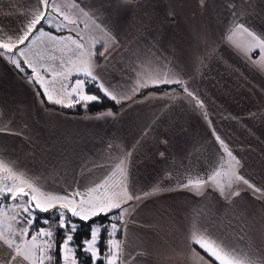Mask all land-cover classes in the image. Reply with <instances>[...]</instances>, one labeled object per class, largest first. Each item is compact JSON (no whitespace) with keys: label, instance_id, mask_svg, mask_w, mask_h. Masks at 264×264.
Here are the masks:
<instances>
[{"label":"crops","instance_id":"0c3cea01","mask_svg":"<svg viewBox=\"0 0 264 264\" xmlns=\"http://www.w3.org/2000/svg\"><path fill=\"white\" fill-rule=\"evenodd\" d=\"M78 2L100 16L120 41L107 60L98 55L99 61L94 59L106 86L128 97L121 99L125 105L112 116L101 115L109 110L74 114L47 101L42 88L29 83L31 69L24 66L30 71V77L25 76L0 57V128L8 130L0 132V158L13 162L42 190L63 194L83 191L103 178L107 167L116 162L109 159L112 154L131 152L130 187L143 192L159 185L166 191L145 199L126 218L127 227L119 239L125 243L129 264H200L188 247L194 224L264 264L261 194L236 185L240 196L227 202L211 188L203 196L178 189L185 175L206 178L221 164L224 170L234 166L250 183L264 189V61L254 66L227 39L234 22L264 33V0ZM33 8L34 0H0V33L18 34ZM44 30L75 37L47 26ZM234 39L248 38L238 34ZM69 47H74L70 41L55 43L47 38L25 47L27 59L65 103V86L70 88V81L78 78L75 68L81 63ZM251 55L256 58L257 52ZM70 60L76 61L75 67ZM68 69H73L71 74ZM165 71L170 78L185 81L204 108L183 88L185 94L151 92L137 97L142 91L179 86L151 83ZM59 72L68 74V79L54 75ZM138 79L148 81V86L133 91ZM216 136L228 145L238 165L231 158L221 161L226 154ZM193 247L205 260L211 259ZM10 254L0 244V262Z\"/></svg>","mask_w":264,"mask_h":264},{"label":"snow or ice","instance_id":"6c2138e0","mask_svg":"<svg viewBox=\"0 0 264 264\" xmlns=\"http://www.w3.org/2000/svg\"><path fill=\"white\" fill-rule=\"evenodd\" d=\"M230 7L232 6L230 5ZM81 24L84 25L83 28H81ZM45 26L55 32L75 33V37L73 35H54L52 32H46ZM89 32H98L100 35L85 34ZM33 33H37V35L34 36ZM238 34H242L248 39L243 42L237 41L234 37ZM43 38L55 43L70 41L74 47H69L68 51L74 53L77 60L81 61L80 67L75 68L78 78L70 81V88L65 86L68 96L67 103L64 99H54L47 86L45 75L34 67L26 57L25 47L27 44L35 45L37 40ZM227 39L240 49L254 66L259 61H264V33L258 34L243 23L234 22ZM22 45L25 47H21ZM97 45H100L99 52L96 51ZM119 47V39L100 16L92 10H85L78 0H34V8L18 34L5 37L3 33H0V57L6 58L21 71L24 70L22 64L31 69L33 75L29 83L38 84L47 101L64 107H73L78 103L87 107L88 102H100L101 97L85 91L89 83L97 87L104 97L117 104L121 102V99L128 98L110 90L111 86H106L105 81L96 71L99 66L95 63L94 58L98 55L107 60L112 51ZM252 52H257L256 58L252 57ZM69 62L75 67L76 61L70 60ZM60 63L63 67L64 61L61 60ZM72 71L73 69H68V74H71ZM133 71H136L138 77L140 76L136 68ZM44 72H48V69H44ZM68 74L59 72L54 75L64 76L65 79H68ZM151 83L153 85H179L189 97L197 102L199 107L204 108L203 102L188 89L185 81L175 76L170 78L166 71L163 76L153 79ZM146 86H148V81L141 82L138 79L133 91ZM101 115L112 116L113 113L109 111ZM205 115L207 114L205 113ZM3 131L8 130L0 128V132ZM215 138L226 154L221 157V161L226 162L227 158H231L238 165L239 161H236L228 145L219 136ZM108 147L111 149L113 145ZM160 155L163 156V153ZM131 156V152L122 153L119 156L112 154L109 159H114L116 162L107 167L103 178L98 181L94 180L83 191L74 189L63 194L42 190L34 179L17 168L13 162L0 158V206H3L0 210V244L6 245L11 250L8 258L0 264H22V262L45 264V261H53L56 242L54 230L51 227L37 229L30 239H26L35 223L37 211L48 213L52 209H56L52 214L53 221L58 224L59 228L65 230L64 240L60 245L62 264H77L75 252L78 248L86 254H90L93 264H96L97 261H102V264H129L125 243L117 238V233L124 234L127 227L126 218L140 203L151 196L166 191L159 185L143 192L138 191L135 187H130ZM98 166L105 167V165ZM183 180L184 183L178 185V189L187 190L195 196H203L205 190L211 188L218 192L225 201L231 202L233 198L239 197L241 194V188L236 185H244L253 193H259L261 198H264V189L250 183L242 174L235 171L234 166L224 170L223 164H221L206 178L199 175L193 177L185 175ZM6 201L15 203L7 204ZM10 209H22V213L15 212L9 216ZM100 216L107 217L108 222H93L89 225V238L80 241L79 245L75 244L74 235L78 232L80 225L75 223L72 218L87 223ZM56 217L59 219L56 220ZM5 218L7 223H5ZM43 223L48 225L50 221L44 219ZM102 232L104 233L103 238ZM17 237H20L19 241ZM188 240V247L191 249L192 255L199 259L200 264H257L253 257L243 249L230 246L224 239L215 236L208 228L196 227L194 224L189 230ZM101 246L105 248L103 253L100 250ZM193 246H198L211 259L205 260Z\"/></svg>","mask_w":264,"mask_h":264},{"label":"trees","instance_id":"16d2710c","mask_svg":"<svg viewBox=\"0 0 264 264\" xmlns=\"http://www.w3.org/2000/svg\"><path fill=\"white\" fill-rule=\"evenodd\" d=\"M96 60L99 61V58L96 57ZM23 67V66H22ZM25 72H27L24 69ZM23 74V73H22ZM85 91L89 94H95L99 97H101L100 102H91L87 104V107H84L82 104L76 105V108L73 112L74 114H96L103 111H111V112H117L125 103H115L107 99L103 96V94L91 83H89L85 89ZM168 91H176L181 94H185L181 87L179 86H164L159 88H154L148 91H142L138 94L137 97H142L148 93H165ZM39 93V92H38ZM40 94V93H39ZM42 99V97H41ZM62 112H67L62 109H59ZM70 112V111H68ZM70 112V113H71ZM56 209L50 210L48 213H40L37 211L36 213V220L35 223L32 225V229L30 230L28 236L31 237V235L34 233L35 230L40 228H48L51 227L54 230V239H55V252L53 261L49 262L47 261L45 264H62V257H61V251H60V245L64 240V229L59 228L58 224L53 221L52 214L55 212ZM44 219H49L50 224L45 225L43 223ZM56 220L59 219V217L55 218ZM75 223H78L80 225V228L78 232L74 235V243L79 245L80 241L89 238L90 234V227L93 222L99 221L101 223H107L108 219L105 216L96 217L93 220H89L87 223L83 221H79L77 218H72ZM102 238L104 237V233L102 232ZM117 238H120V233H117ZM101 252L103 253L105 251V248L101 246L100 248ZM75 258L77 261V264H93V260L90 256V254H86L79 248L75 252ZM96 264H102V261H97Z\"/></svg>","mask_w":264,"mask_h":264},{"label":"rangeland","instance_id":"374dc122","mask_svg":"<svg viewBox=\"0 0 264 264\" xmlns=\"http://www.w3.org/2000/svg\"><path fill=\"white\" fill-rule=\"evenodd\" d=\"M22 66H23V68L27 71V72H25L24 70L23 71H21L20 69H19V71L21 72V73H23V74H25V76H28V77H30V71L28 70V69H26L25 67H24V65L22 64ZM49 91L50 92H52V94H53V96H54V99H56V98H59V97H57L55 94V90H52L51 88L49 89ZM88 103H91V102H88ZM87 103V104H88ZM79 104H81V103H78V104H75L73 107H68V109H71V111H74V109L76 108V105H79ZM6 203L7 204H14L15 202H12V201H6ZM2 208H3V206H0V210H2ZM15 212H21L22 213V209H10L9 210V216H11V215H13V214H15ZM5 223H7V219L5 218ZM17 227H18V225H17ZM26 239H30V237L28 236ZM17 240L19 241L20 240V237H17ZM47 261H45V263H46Z\"/></svg>","mask_w":264,"mask_h":264}]
</instances>
